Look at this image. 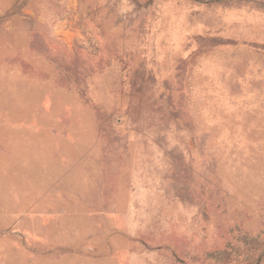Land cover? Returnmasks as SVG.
Returning a JSON list of instances; mask_svg holds the SVG:
<instances>
[{"label":"rangeland","instance_id":"1","mask_svg":"<svg viewBox=\"0 0 264 264\" xmlns=\"http://www.w3.org/2000/svg\"><path fill=\"white\" fill-rule=\"evenodd\" d=\"M0 264H264V0H0Z\"/></svg>","mask_w":264,"mask_h":264}]
</instances>
